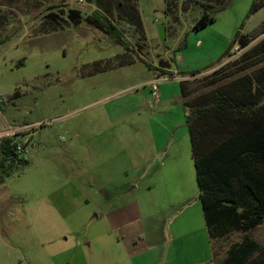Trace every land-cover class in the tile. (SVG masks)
Here are the masks:
<instances>
[{
  "label": "rangeland",
  "instance_id": "1",
  "mask_svg": "<svg viewBox=\"0 0 264 264\" xmlns=\"http://www.w3.org/2000/svg\"><path fill=\"white\" fill-rule=\"evenodd\" d=\"M196 1L62 0L54 11L65 27L43 34L48 8L30 12L26 0H0V138L12 136L24 152L22 164L0 173V264H183L173 245L127 250L105 214L145 199L134 186L152 153L150 83L172 94L183 79L229 73L264 36L257 29L264 7L249 14L254 0H227L215 24L193 30ZM135 4L141 29L131 15ZM69 9L81 13L76 26ZM94 9L133 53L84 21ZM236 31L251 41L224 57ZM260 69L264 62L244 71ZM162 193L156 188L154 197ZM244 237L258 245L248 264H264V225L214 240V264Z\"/></svg>",
  "mask_w": 264,
  "mask_h": 264
},
{
  "label": "trees",
  "instance_id": "2",
  "mask_svg": "<svg viewBox=\"0 0 264 264\" xmlns=\"http://www.w3.org/2000/svg\"><path fill=\"white\" fill-rule=\"evenodd\" d=\"M26 1L30 12L41 6L48 8L40 33L65 27L60 20L61 14L54 11L62 0ZM96 1L87 0L94 5ZM226 1L197 0L201 15L193 23V30L212 24L216 15L224 9ZM262 6L264 0H254L249 14ZM136 11L131 15L136 18L134 24L141 29ZM66 14L73 26L79 24V11L69 9ZM3 20L7 23L8 19L5 17ZM84 21L107 34L124 51L133 53L122 33L105 13L94 9L85 15ZM257 29L259 34H264V21ZM250 41L251 37L236 31L223 56L228 57L235 46L247 47ZM241 59L243 65L238 69L237 61L230 63L235 67L229 73L220 69L210 75L180 81L197 198L211 244L230 231L247 233L264 225V69L255 75L244 71L264 62V36L247 48ZM239 72L243 73L234 76ZM200 73L193 71L189 76L196 77ZM13 139L12 136L0 138V173L8 174L24 162V152L17 151V146H23ZM256 250L257 243L244 237L226 250L219 264H248Z\"/></svg>",
  "mask_w": 264,
  "mask_h": 264
},
{
  "label": "crops",
  "instance_id": "3",
  "mask_svg": "<svg viewBox=\"0 0 264 264\" xmlns=\"http://www.w3.org/2000/svg\"><path fill=\"white\" fill-rule=\"evenodd\" d=\"M217 21L215 18L213 23ZM157 88L155 95L149 88L151 105L156 111L149 116V122L154 124L152 153L140 163L134 186V193L143 191L145 199L134 198L129 205L108 211L106 223L109 229L119 232L129 251L144 253L146 249L161 247L168 250L173 245L183 264H214L212 244L197 198L180 91L166 94ZM156 188L163 189L157 199Z\"/></svg>",
  "mask_w": 264,
  "mask_h": 264
},
{
  "label": "built area",
  "instance_id": "4",
  "mask_svg": "<svg viewBox=\"0 0 264 264\" xmlns=\"http://www.w3.org/2000/svg\"><path fill=\"white\" fill-rule=\"evenodd\" d=\"M76 2L82 3V0H76ZM166 78L165 77H162L161 80H165ZM156 82H157V80H154V81H152L150 83V88H151V91H152L153 95H155V93L158 90L157 85H156ZM17 151L18 152H22L23 151V148H21V146H17Z\"/></svg>",
  "mask_w": 264,
  "mask_h": 264
}]
</instances>
